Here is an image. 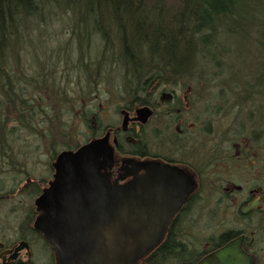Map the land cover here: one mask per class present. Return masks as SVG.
<instances>
[{
	"label": "flooded vegetation",
	"instance_id": "1",
	"mask_svg": "<svg viewBox=\"0 0 264 264\" xmlns=\"http://www.w3.org/2000/svg\"><path fill=\"white\" fill-rule=\"evenodd\" d=\"M141 94L139 104L120 106L116 124L97 122L93 112L87 135L50 155L44 176L21 182L15 172L0 174V264H194L220 246L209 248L206 239L198 247L191 217L204 201L205 174L227 159L198 153L200 146L208 151L206 100L198 110L182 112L174 89ZM141 107L148 110L144 118L135 113ZM186 117L202 119L198 132ZM260 123L252 122L249 134L237 131L238 177L230 185L235 237L243 235L241 248L251 264H264V142L253 137ZM66 150L72 153L61 154ZM258 173L261 185L240 182L244 174L253 181ZM228 189L222 188L223 196Z\"/></svg>",
	"mask_w": 264,
	"mask_h": 264
},
{
	"label": "trees",
	"instance_id": "2",
	"mask_svg": "<svg viewBox=\"0 0 264 264\" xmlns=\"http://www.w3.org/2000/svg\"><path fill=\"white\" fill-rule=\"evenodd\" d=\"M61 19L70 20L65 25L70 28V38L59 47L63 48V53H57L58 59H53L52 55L42 58L47 60L42 63L39 88L52 90L46 79L53 78L54 67L60 60L64 66L71 62L69 70L80 88L89 86L91 89V75L99 76L105 65L110 68L113 79L119 77L121 70V88L129 97L130 106L141 102L142 92L179 81L185 83L187 78H193L191 84L199 83L200 90H206L211 82L222 84L223 72L229 67L225 59L229 50L226 40L235 36L250 43L254 38L263 44L262 38L254 33L264 35V0H0V94L6 106L4 121L12 113L17 125L38 132L40 138L48 135L34 127L39 126L35 114L41 112L43 117L39 121L44 122L43 125L45 121L49 123L47 132L52 136L53 127L61 125L60 120L70 112V106L61 103L39 106L42 96L40 102L32 105L22 99L24 90L18 86L16 77L5 69L9 59L19 58V51L30 42L31 34L41 35L49 25ZM95 43L101 48L94 58L80 52ZM73 53L76 55L72 62ZM45 65H49L47 72ZM259 82L247 76L239 81L235 79V90L229 91H235L236 115L241 108L253 104L251 100L258 101V107L262 106L264 84ZM63 83L66 87L68 79ZM258 84L263 90L258 89ZM203 93L209 105L214 102L211 106L218 107V103H223L219 90ZM46 107L51 110V117H47L49 113H42ZM87 112L81 111L84 121L93 113ZM256 122L260 125L253 131L256 132L254 141L260 139L259 144H263L264 119ZM261 124L263 129H259ZM3 125L1 120L0 126ZM243 127L239 125L241 130ZM72 147L67 145V148ZM233 237L235 229L226 228L209 238V248Z\"/></svg>",
	"mask_w": 264,
	"mask_h": 264
},
{
	"label": "rangeland",
	"instance_id": "3",
	"mask_svg": "<svg viewBox=\"0 0 264 264\" xmlns=\"http://www.w3.org/2000/svg\"><path fill=\"white\" fill-rule=\"evenodd\" d=\"M69 22L70 20L68 19H61L59 23L53 22L49 25L41 35L31 34L30 42L19 51V58L9 59L7 64L8 68L6 67L5 69L14 78L16 77L18 86L24 90L22 99L30 101L32 105L35 106L36 103L40 102V96H42V102L39 106H42L43 103L45 105H58V103H61L62 106L63 104L70 106L68 107L70 112L63 115L60 120L61 125L52 126L54 129L52 136H49L47 132L49 131L47 129L49 123L45 121V125H43L44 122L39 121L43 117L41 112L35 114L39 126L35 125L34 127L42 130L45 135H48V137L40 138L38 132H31L24 129L21 125H17V122L12 120V113L7 115L8 119L4 121L6 106L3 105L4 100L0 94V121L3 120L4 124L3 127L0 126V130L2 128V133H0V174L6 170L8 174H14L15 172L17 181L18 178L23 182L24 177L35 180L38 177L44 176L47 171L46 165L49 162L50 155L59 150L68 149L67 145L72 147L75 143L83 140L87 135L86 130L90 127L91 115L88 114L87 120L84 121V117L81 115L83 109L88 111L87 113L94 112L97 116V122H101L102 124L104 122L116 124L120 122L118 115L120 106H129V97L121 88V70H119V77L117 76V78L113 79L112 73L109 71L110 68L105 67V65L101 68L99 76L92 72L93 74L90 78L92 80L91 89L87 86V90L86 86L82 88L77 86L76 78L73 72L71 73V70H69L71 62L64 66L60 60L54 67L53 78L51 80L49 78L46 79L47 82L50 81L49 83L53 91L39 88L43 71L42 63L47 60H43L42 58H47L52 55L53 59H55L58 56L57 53L60 55L63 53V48L59 47L70 38V28L65 26ZM254 34L258 35L260 39L262 38L263 44L256 42L254 38L250 43H245L239 37L235 39V36L225 41L229 49L227 56H225L226 63H228L229 67L223 72V78H221L223 81L222 84L216 83L214 85L211 82L206 90H200L199 88L201 87H198L199 83L195 82L193 83L195 85H193L191 84L193 78H187L184 80L185 83L179 81L178 84L163 85V89L166 91L170 89L176 91L177 98L175 100L182 112L185 109L188 111L190 106L189 111L193 112L195 106L196 110H198L200 103L205 102L204 91L211 90L218 92L219 90V95L223 96V103H218L220 106L217 109L213 108L215 105L211 106L214 102H211L210 105L208 102L205 104L208 106L207 110L209 111L207 114L209 129L207 133L203 134V139L205 140L204 142L207 145L208 151H206V146H200L198 147V153L202 154V156L208 153L212 156L223 155L222 159H230L233 163L232 165L228 161L224 163L223 160L219 166L210 168L205 174L207 175V178H204L206 188L202 192L204 201L202 204L200 202L196 205L191 211V217L197 220V224L193 228V233L198 247H201L206 239L209 240V238L218 235L226 228L235 229V222L237 221L235 217V190H232L230 186L233 185L235 187V179L238 177L235 174V137L238 136L237 131L240 129V124L244 126L242 130H246V133L249 134L251 130L250 124L253 121L264 119V98L261 101V107H258V101L251 100L253 104L249 103L246 107L241 108L236 115L235 91L234 93L229 91V89L235 90V79L239 81L246 79V76L248 78L252 77L253 80H260L259 83L264 84V35L258 32ZM97 46L98 44L95 43L92 47H83V51L80 52L87 57L94 58L98 55L97 53L101 48ZM75 55V53L72 54V62ZM48 68L49 65L44 66L45 71ZM66 79H68L69 84L65 87L63 82ZM257 87L263 90L260 84ZM155 88L161 89L160 86ZM55 91L56 93H54ZM191 100L192 103L190 102ZM212 100L216 101V99ZM50 111L46 107L42 110V113H49L47 117H51L52 114ZM184 122L189 127L194 125L190 130L193 131L196 129L198 132L202 119L191 120L189 117H186ZM41 124L42 127H40ZM64 124L65 127L63 126ZM197 132H195L194 137L200 139L201 137ZM193 142L199 146L198 141ZM219 143L221 144L220 148ZM228 153L232 158L226 156ZM192 154H195V152L192 151ZM246 158H250V156ZM254 159L256 162L260 161L258 155H255ZM244 175L245 178H241L240 182H244L245 184L254 183L261 185V181L263 182V177L258 175H256L253 181L251 179L248 180L247 174ZM209 181L212 183L211 186ZM214 185L215 187H213ZM224 187L229 188L227 196H223L222 188ZM20 195L23 196L22 194ZM221 198L222 200H220ZM218 200L220 201L215 205L214 201ZM0 204H2V199L0 200ZM237 224L241 229L245 231L249 230L246 221H239Z\"/></svg>",
	"mask_w": 264,
	"mask_h": 264
},
{
	"label": "water",
	"instance_id": "4",
	"mask_svg": "<svg viewBox=\"0 0 264 264\" xmlns=\"http://www.w3.org/2000/svg\"><path fill=\"white\" fill-rule=\"evenodd\" d=\"M135 113L144 118L148 113V110L146 107H141L137 108ZM125 122L126 118L123 117L122 124ZM71 153V151L66 150L61 154L69 155ZM251 205H253V203H250L249 206ZM247 208L248 207L243 210ZM242 237L243 235H240L227 240L219 247L202 256L194 264H251V255L245 253L241 248Z\"/></svg>",
	"mask_w": 264,
	"mask_h": 264
}]
</instances>
